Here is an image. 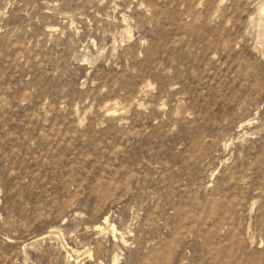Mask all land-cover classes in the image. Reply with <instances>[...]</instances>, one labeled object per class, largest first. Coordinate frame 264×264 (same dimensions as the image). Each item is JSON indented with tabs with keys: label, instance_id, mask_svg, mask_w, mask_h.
Returning a JSON list of instances; mask_svg holds the SVG:
<instances>
[{
	"label": "rangeland",
	"instance_id": "374dc122",
	"mask_svg": "<svg viewBox=\"0 0 264 264\" xmlns=\"http://www.w3.org/2000/svg\"><path fill=\"white\" fill-rule=\"evenodd\" d=\"M263 7L0 0V264H264Z\"/></svg>",
	"mask_w": 264,
	"mask_h": 264
},
{
	"label": "bare ground",
	"instance_id": "6f19581e",
	"mask_svg": "<svg viewBox=\"0 0 264 264\" xmlns=\"http://www.w3.org/2000/svg\"><path fill=\"white\" fill-rule=\"evenodd\" d=\"M261 12V15L264 16V7L262 8V10L260 11ZM264 38V37H263ZM111 111L108 112V114H110ZM105 222L108 223L109 222V218H106L105 219ZM98 228V227H97ZM102 229V228H101ZM100 230V229H99ZM112 230L114 231V233L116 234L117 230H116V227L114 225H112Z\"/></svg>",
	"mask_w": 264,
	"mask_h": 264
}]
</instances>
